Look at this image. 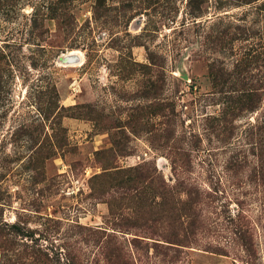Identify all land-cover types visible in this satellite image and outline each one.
<instances>
[{
	"label": "rangeland",
	"instance_id": "374dc122",
	"mask_svg": "<svg viewBox=\"0 0 264 264\" xmlns=\"http://www.w3.org/2000/svg\"><path fill=\"white\" fill-rule=\"evenodd\" d=\"M0 264H264V0H0Z\"/></svg>",
	"mask_w": 264,
	"mask_h": 264
},
{
	"label": "bare ground",
	"instance_id": "6f19581e",
	"mask_svg": "<svg viewBox=\"0 0 264 264\" xmlns=\"http://www.w3.org/2000/svg\"><path fill=\"white\" fill-rule=\"evenodd\" d=\"M77 53H70L68 56H67V58H70V57H72V56H75Z\"/></svg>",
	"mask_w": 264,
	"mask_h": 264
},
{
	"label": "water",
	"instance_id": "95a60500",
	"mask_svg": "<svg viewBox=\"0 0 264 264\" xmlns=\"http://www.w3.org/2000/svg\"><path fill=\"white\" fill-rule=\"evenodd\" d=\"M69 60V58H67V61Z\"/></svg>",
	"mask_w": 264,
	"mask_h": 264
}]
</instances>
